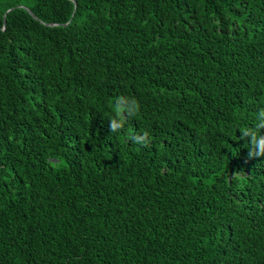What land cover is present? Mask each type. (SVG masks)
<instances>
[{"label":"trees","instance_id":"1","mask_svg":"<svg viewBox=\"0 0 264 264\" xmlns=\"http://www.w3.org/2000/svg\"><path fill=\"white\" fill-rule=\"evenodd\" d=\"M260 110L264 0H0V264H264Z\"/></svg>","mask_w":264,"mask_h":264},{"label":"clouds","instance_id":"2","mask_svg":"<svg viewBox=\"0 0 264 264\" xmlns=\"http://www.w3.org/2000/svg\"><path fill=\"white\" fill-rule=\"evenodd\" d=\"M139 112V102L130 96H118L114 102V112L110 115L109 128L112 133L123 130L129 123V118L134 117ZM126 114V115H125ZM239 140L244 141V146L249 149V157L264 156V110H260L256 115V123L238 124ZM131 139L142 145L149 143V134L145 131L133 135Z\"/></svg>","mask_w":264,"mask_h":264}]
</instances>
